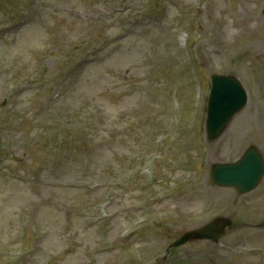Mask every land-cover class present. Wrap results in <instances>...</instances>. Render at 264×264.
<instances>
[{"label": "rangeland", "instance_id": "rangeland-1", "mask_svg": "<svg viewBox=\"0 0 264 264\" xmlns=\"http://www.w3.org/2000/svg\"><path fill=\"white\" fill-rule=\"evenodd\" d=\"M56 7L60 8V5H56ZM80 27L81 26H75L72 30H69V32H74L78 30ZM35 29H36V26L26 27L23 30V32L19 35V38L23 41L25 34H29L31 36L33 30ZM81 31L85 32L86 29L82 27ZM138 32L139 30H135L133 31L132 34L128 35V38L124 40V44L122 45V48H120L115 54H113L111 58L106 60L107 62L110 60L114 61L113 63L114 66H116L117 64H121V66L123 67H130L129 77L131 80L130 83L131 84L133 83L132 85L129 84L128 87H127V84L124 86H119L118 83L116 85H113L112 84L113 79L109 78L107 75L104 77V75L102 74V72H104L105 69L108 67L107 62L105 63L106 65L105 67L104 65H99V64L94 65V63L91 62V63H88L89 65L87 67V70L81 69V71H79V74L77 75L74 83L72 84V87H71L72 90L68 94V96L71 97L72 100H75L74 102L76 106L77 105L80 106V102H82V100L87 97H92L96 105H103L106 108L107 112L109 111L110 114L103 113L102 118L104 120H110L112 124L114 125V128H119L122 125H125L121 121V115L124 114L127 108L128 110L132 111L137 106L141 110L140 113L144 114L146 112L145 108L147 107V105L155 103L154 99L157 96V94L160 93V87L158 85L153 84L151 82L150 84H148L149 80H146L147 79V68L143 64L146 58L144 55L141 56L139 52L143 50V53L145 54L147 52L148 45L144 41L138 39V35L136 34ZM5 41H8V37L0 38V59H1L0 68L1 69L4 68L6 70L11 67V64L7 62V64L4 65L6 61L2 59V54L4 53V56L9 57L10 56L9 54L13 52L12 51L13 49L8 48V51L4 50V45L2 44ZM44 44H46V42L39 44L37 41H35L34 43L35 51L37 50L38 47ZM128 47L130 48V51H131L130 54L125 53ZM36 53L38 55V52ZM60 55L64 57L66 55V52L64 51ZM130 58H132V60L136 58V60H134L133 63L141 62L142 68L141 69L135 68L132 64V61L131 62L129 61ZM8 77L9 75L7 73H3L2 75H0V84H1V81H3L5 78H8ZM106 86H108L112 90L113 98H117L119 94L123 92L125 93L124 96L130 97V99H126L123 102L121 101V103L117 104V106L114 105L115 104L114 103L111 107V101L106 97L105 94L102 93V91L106 88ZM0 90H1V86H0ZM26 94L30 95L31 91H29V93L25 91L23 97L19 98L18 108L20 107L31 108L35 105L34 103L32 106H29V104H27L26 101L22 100V99H25ZM57 106L62 107L61 103L57 104ZM246 109H247V113L250 114L253 121L245 126L246 129H245L243 136H240L238 134H233V129H230L229 130L230 136L224 137L226 139L225 142L231 141L233 144H235L236 143L235 140L237 139L242 140V137L247 135L249 132L256 130V126H255L256 121H255V118L251 114V109L249 107H246ZM233 121H236V120H233ZM23 124H24V121L16 125L18 126V132L22 129ZM233 125H235V123H233ZM13 127L14 126L7 125L1 129V126H0V138L2 139V142L6 147L10 144L12 145V149L9 152H11L13 156H17L18 152L20 151V148H18L19 144L16 143L17 134L13 131ZM114 135H115L114 133H111L110 137ZM119 140H121L120 137L113 138L111 142L107 141L101 147V149L106 150L108 152V155H106L108 158V161H111V154L126 151L127 147L130 145L126 143L124 144L125 145L124 147L123 145L119 143ZM15 145H17L18 147H16ZM227 149L228 148L225 147L224 149L225 154H227ZM100 163L103 165L101 157L96 158V157H90V156H78L76 159H73L71 160V162L67 163L66 167H61L57 169L55 176L60 177L65 182H72L78 179V177L81 175V173L84 170L90 171L94 167L97 172L101 171ZM118 169H120V167H118L117 170ZM1 180L3 179H0V185H2L1 190L4 193L0 192V215L3 216L5 221L9 219L8 220L9 227H11L12 226L11 217L14 215L16 207L26 200V196L24 193L22 196H16V195L11 196L10 194L11 188H12L11 183L3 182L1 184ZM7 180L8 179H6V181ZM221 193L222 192L217 191V190L212 191V195L214 197H219ZM62 194H63V197L61 199H65L64 198L65 194L64 193ZM176 203H171L170 205H176ZM190 204L191 202H184L182 203V206L190 212H196L200 210L197 208H192ZM40 219L43 221L45 218L43 217V215H41ZM4 224L5 223L3 224L0 223V229L4 226ZM156 235H159V239L161 241L163 239L161 243L163 244L166 241V238L171 239L172 237L175 236V233H174V230H171L169 233L158 232ZM188 246L192 247L190 244ZM242 262H247V259Z\"/></svg>", "mask_w": 264, "mask_h": 264}]
</instances>
